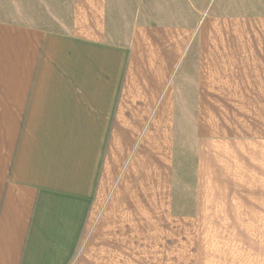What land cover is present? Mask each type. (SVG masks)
<instances>
[{"label": "crops", "instance_id": "obj_1", "mask_svg": "<svg viewBox=\"0 0 264 264\" xmlns=\"http://www.w3.org/2000/svg\"><path fill=\"white\" fill-rule=\"evenodd\" d=\"M261 235L263 0H0V264H264Z\"/></svg>", "mask_w": 264, "mask_h": 264}, {"label": "rangeland", "instance_id": "obj_2", "mask_svg": "<svg viewBox=\"0 0 264 264\" xmlns=\"http://www.w3.org/2000/svg\"><path fill=\"white\" fill-rule=\"evenodd\" d=\"M231 238V241H236L237 236H231ZM255 238L256 236H243V239H238V241H256ZM257 240H259V242H264V235L258 236Z\"/></svg>", "mask_w": 264, "mask_h": 264}]
</instances>
